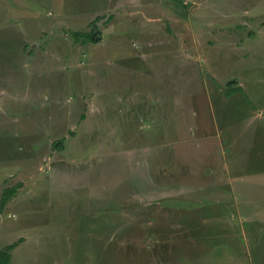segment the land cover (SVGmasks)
I'll return each mask as SVG.
<instances>
[{
    "label": "rangeland",
    "instance_id": "rangeland-1",
    "mask_svg": "<svg viewBox=\"0 0 264 264\" xmlns=\"http://www.w3.org/2000/svg\"><path fill=\"white\" fill-rule=\"evenodd\" d=\"M12 244L11 264H264V0H0Z\"/></svg>",
    "mask_w": 264,
    "mask_h": 264
},
{
    "label": "trees",
    "instance_id": "trees-1",
    "mask_svg": "<svg viewBox=\"0 0 264 264\" xmlns=\"http://www.w3.org/2000/svg\"><path fill=\"white\" fill-rule=\"evenodd\" d=\"M101 18L96 19L95 22H93L95 25L97 22L100 21ZM95 30H93L92 32H85L84 34H79L76 33L75 34V38L76 40H81L83 39L85 42H94V43H98L100 42V37H98V27H94ZM238 92V91H236ZM233 92L232 94L236 93ZM62 143L57 144V148H62L63 145ZM18 188L17 187H13V188H9L7 189L1 199V207L2 209H4L8 203L10 202V200L17 194ZM16 244H12V245H8L7 247H5L4 249L0 250V264H11V259H12V251L15 248Z\"/></svg>",
    "mask_w": 264,
    "mask_h": 264
}]
</instances>
